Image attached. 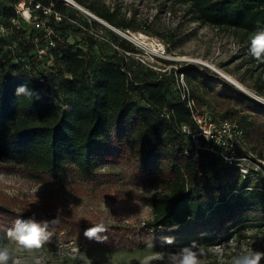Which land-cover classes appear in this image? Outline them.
<instances>
[{
    "label": "trees",
    "instance_id": "16d2710c",
    "mask_svg": "<svg viewBox=\"0 0 264 264\" xmlns=\"http://www.w3.org/2000/svg\"><path fill=\"white\" fill-rule=\"evenodd\" d=\"M34 1L53 3L54 10L74 22L55 20L39 9L46 25L36 27L17 13L20 0H0V170L19 169L54 185L78 174L94 186L102 175L98 162L132 160L135 185L159 181L163 189L140 195L153 212L148 229L129 232L125 227L106 226L108 232L101 234L107 236L106 241L91 240L112 251L153 246L175 252L193 240L207 250L241 230L264 227V175L254 167L243 173L218 152L200 149L194 155L191 135L182 126L195 130L198 124L188 101L174 87L171 72L156 71L129 58L127 54L138 50L126 39L120 43L118 56L105 55L95 64L72 39L74 30L84 28L75 15L78 9L65 0ZM76 1L114 26L135 28L130 22L116 21L113 13L93 2ZM180 1L202 23L240 33L256 88L264 92V62L249 51L253 35L264 31V0ZM13 19L20 23L14 24ZM1 27L8 32L2 33ZM81 39L87 47L96 44L89 34H82ZM41 49L46 53H40ZM179 73L190 85L195 103L201 93L222 100L227 109L218 117L238 121L245 130L248 150L257 151L258 160H264V102L236 89L206 66L186 63ZM20 84H27L36 94L17 95ZM252 176L257 180L254 185L249 184ZM18 218L48 221L50 239L55 236L65 242L90 240L84 231L101 224L68 216L53 205L18 212L0 204V222L6 221L8 229ZM165 236L174 237V243L165 244Z\"/></svg>",
    "mask_w": 264,
    "mask_h": 264
},
{
    "label": "rangeland",
    "instance_id": "374dc122",
    "mask_svg": "<svg viewBox=\"0 0 264 264\" xmlns=\"http://www.w3.org/2000/svg\"><path fill=\"white\" fill-rule=\"evenodd\" d=\"M87 2L109 10L116 21L130 22L135 27L114 26L93 12L99 19L74 6L78 9L75 15L80 17L84 28L82 31L74 30L72 39L77 41V48L81 47L92 56L95 64L105 55L117 53L118 56L122 52L120 43L126 39L138 50L127 56L156 71L171 72L174 87L177 86L176 74L184 64H200L208 67L211 73L220 75L218 72L224 71L230 74L243 86L239 88L232 83L236 89L264 102V92H258L256 88L248 49L237 30L202 23L180 0ZM82 34L94 37L96 44L87 47L81 39ZM196 107L199 114L212 118L225 114L227 109L215 94L204 93L200 94L199 99L196 98ZM248 118L250 121L253 116ZM253 153L254 161L245 163L256 166L259 156L257 151ZM97 169L102 175L94 186L86 183L78 174H71L67 181L54 185L38 181L19 169L0 170V204L18 212L53 205L68 216L93 219L105 226L125 227L129 232L148 229L153 212L151 206L140 199V195L160 192L163 189L161 183L155 181L149 186L135 185L131 179L133 162L130 159L102 160L98 162ZM255 183L256 176H252L249 184ZM7 230L8 223L1 221L0 247L9 249L8 264H164L168 252L153 246L141 249L122 247L112 251L104 243L80 241L78 238L65 242L55 236L42 247L29 250L10 240L6 235ZM253 250L264 251V227L241 230L221 244L208 248L201 258V264H234L236 257Z\"/></svg>",
    "mask_w": 264,
    "mask_h": 264
},
{
    "label": "built area",
    "instance_id": "2783aa9c",
    "mask_svg": "<svg viewBox=\"0 0 264 264\" xmlns=\"http://www.w3.org/2000/svg\"><path fill=\"white\" fill-rule=\"evenodd\" d=\"M65 1L72 5L69 2L71 0ZM52 5L53 3L51 5H43L41 2L34 0H20L16 7L17 13L26 21L34 23L36 27L46 25L45 20L37 12L39 9L47 16L52 15L55 20L61 21L67 18L69 21L74 22L68 15L54 10ZM13 23L18 25L20 20L13 19ZM1 31L5 33L8 32V29L1 27ZM40 53H46V49H41ZM176 83L181 98L188 101L198 124V128L195 130H191L189 125L182 126V131L191 135V140L195 148L194 155L197 156L200 149L218 152L225 161L238 165L243 173H247L250 168L254 167L256 170L259 168L264 175V167H262L264 160H259L262 164L254 162L256 166L250 164L254 161L253 153L248 150L245 143V130L242 125L233 119L223 117L212 118L197 113L195 99L192 97L190 85L186 81L183 73L176 74ZM165 108V111L169 113L168 107ZM245 161L250 163L247 164Z\"/></svg>",
    "mask_w": 264,
    "mask_h": 264
},
{
    "label": "clouds",
    "instance_id": "9594fccd",
    "mask_svg": "<svg viewBox=\"0 0 264 264\" xmlns=\"http://www.w3.org/2000/svg\"><path fill=\"white\" fill-rule=\"evenodd\" d=\"M249 51L255 59L264 62V31H259L253 35ZM15 92L17 95L31 96L36 94L27 84L18 85ZM56 222H58V219L52 221V223ZM107 232V227L101 223L87 228L84 231V236L90 240L104 242L107 240V236L101 234ZM6 235L18 245L31 250L38 249L48 242L52 232L49 231L48 221H37L35 218L27 220L18 218L13 226L7 230ZM174 240L175 238L171 236L163 237V242L168 245L173 244ZM205 254V249L198 241L193 240L189 245L182 247L178 251L167 252L164 257V264H201V258ZM9 259V249L0 247V264H8ZM262 261H264V251L253 250L236 257L234 264H261Z\"/></svg>",
    "mask_w": 264,
    "mask_h": 264
},
{
    "label": "water",
    "instance_id": "95a60500",
    "mask_svg": "<svg viewBox=\"0 0 264 264\" xmlns=\"http://www.w3.org/2000/svg\"><path fill=\"white\" fill-rule=\"evenodd\" d=\"M69 2H70L72 5H74V6L78 7V8H80V7L77 6L73 1H69ZM80 9H81V8H80ZM89 14L92 15L93 17L99 19L96 15L94 16V15L91 14L90 12H89ZM218 73H219L222 77H224L226 80H228V81H230L231 83H233L234 85H236L237 87L242 88L241 86L237 85L233 80H231L230 78H228L225 74H223V73H221V72H218Z\"/></svg>",
    "mask_w": 264,
    "mask_h": 264
},
{
    "label": "bare ground",
    "instance_id": "6f19581e",
    "mask_svg": "<svg viewBox=\"0 0 264 264\" xmlns=\"http://www.w3.org/2000/svg\"><path fill=\"white\" fill-rule=\"evenodd\" d=\"M71 1H73L77 6H79L74 0H71ZM81 9H83V7H81V6H79ZM83 10H85V9H83ZM86 12H89V11H87V10H85ZM91 13V12H90ZM92 14V13H91ZM94 15V14H93ZM95 16V15H94ZM220 71H222V70H220ZM222 73L223 74H225L228 78H230L231 80H233L237 85H239V86H241L242 88H243V86H242V84L240 83V82H238L236 79H234L230 74H228V73H226V72H224V71H222Z\"/></svg>",
    "mask_w": 264,
    "mask_h": 264
}]
</instances>
